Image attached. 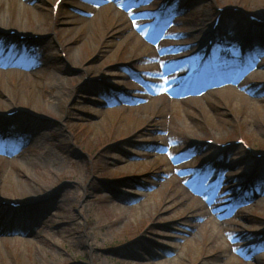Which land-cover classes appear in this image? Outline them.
I'll list each match as a JSON object with an SVG mask.
<instances>
[{"label":"rangeland","instance_id":"1","mask_svg":"<svg viewBox=\"0 0 264 264\" xmlns=\"http://www.w3.org/2000/svg\"><path fill=\"white\" fill-rule=\"evenodd\" d=\"M54 1L0 0V264H264V0Z\"/></svg>","mask_w":264,"mask_h":264},{"label":"snow or ice","instance_id":"2","mask_svg":"<svg viewBox=\"0 0 264 264\" xmlns=\"http://www.w3.org/2000/svg\"><path fill=\"white\" fill-rule=\"evenodd\" d=\"M160 79L163 81V84H164V85L167 84V82H168L167 77L161 76ZM161 90H165V88L163 87V85H162V89H161Z\"/></svg>","mask_w":264,"mask_h":264}]
</instances>
